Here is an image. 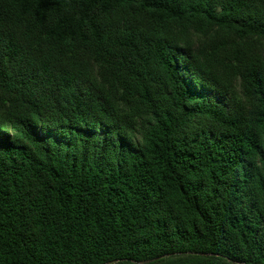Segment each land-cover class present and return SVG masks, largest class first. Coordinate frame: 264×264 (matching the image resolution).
<instances>
[{
	"label": "trees",
	"instance_id": "trees-1",
	"mask_svg": "<svg viewBox=\"0 0 264 264\" xmlns=\"http://www.w3.org/2000/svg\"><path fill=\"white\" fill-rule=\"evenodd\" d=\"M0 264H264V0H0Z\"/></svg>",
	"mask_w": 264,
	"mask_h": 264
}]
</instances>
